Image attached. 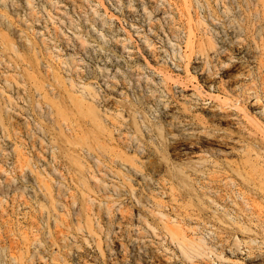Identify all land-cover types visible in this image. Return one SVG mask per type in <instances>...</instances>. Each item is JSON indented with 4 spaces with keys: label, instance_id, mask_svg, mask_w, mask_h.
Masks as SVG:
<instances>
[{
    "label": "rangeland",
    "instance_id": "rangeland-1",
    "mask_svg": "<svg viewBox=\"0 0 264 264\" xmlns=\"http://www.w3.org/2000/svg\"><path fill=\"white\" fill-rule=\"evenodd\" d=\"M0 264H264V0H0Z\"/></svg>",
    "mask_w": 264,
    "mask_h": 264
},
{
    "label": "bare ground",
    "instance_id": "bare-ground-1",
    "mask_svg": "<svg viewBox=\"0 0 264 264\" xmlns=\"http://www.w3.org/2000/svg\"><path fill=\"white\" fill-rule=\"evenodd\" d=\"M199 248H200V250H199L200 251V254H204L205 253L204 252L205 251V247L202 245Z\"/></svg>",
    "mask_w": 264,
    "mask_h": 264
}]
</instances>
